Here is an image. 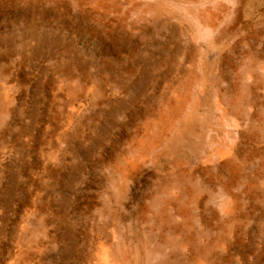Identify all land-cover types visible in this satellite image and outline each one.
I'll use <instances>...</instances> for the list:
<instances>
[{
  "label": "rangeland",
  "instance_id": "rangeland-1",
  "mask_svg": "<svg viewBox=\"0 0 264 264\" xmlns=\"http://www.w3.org/2000/svg\"><path fill=\"white\" fill-rule=\"evenodd\" d=\"M0 264H264V0H0Z\"/></svg>",
  "mask_w": 264,
  "mask_h": 264
},
{
  "label": "bare ground",
  "instance_id": "bare-ground-1",
  "mask_svg": "<svg viewBox=\"0 0 264 264\" xmlns=\"http://www.w3.org/2000/svg\"><path fill=\"white\" fill-rule=\"evenodd\" d=\"M184 99L185 98H180L179 99V103L178 102L174 103L172 105V107L164 114V116L161 115V114H159L158 119L161 117V118L165 119V121H168L169 120V117H170V113H173L174 116L176 117L178 115L179 111L181 110V108L183 107L184 103H185L184 102ZM156 139H157L156 136H154L152 138V140H156Z\"/></svg>",
  "mask_w": 264,
  "mask_h": 264
}]
</instances>
